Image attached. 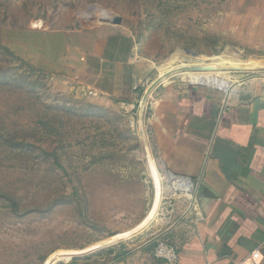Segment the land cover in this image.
<instances>
[{
    "label": "rangeland",
    "instance_id": "374dc122",
    "mask_svg": "<svg viewBox=\"0 0 264 264\" xmlns=\"http://www.w3.org/2000/svg\"><path fill=\"white\" fill-rule=\"evenodd\" d=\"M102 25L154 63L148 86L175 68L163 81L264 88V0H0V264L97 262L148 227L127 237L147 209V104L82 86L79 42Z\"/></svg>",
    "mask_w": 264,
    "mask_h": 264
},
{
    "label": "crops",
    "instance_id": "0c3cea01",
    "mask_svg": "<svg viewBox=\"0 0 264 264\" xmlns=\"http://www.w3.org/2000/svg\"><path fill=\"white\" fill-rule=\"evenodd\" d=\"M135 45L131 34L111 25L89 29L79 42L78 66L82 86L101 102L131 112L147 97L145 139L161 187L159 208L146 230L107 257L75 264H165L152 255L158 240L177 248L179 264H264V88L172 79L152 88L146 81L155 65ZM146 158L141 223L155 207Z\"/></svg>",
    "mask_w": 264,
    "mask_h": 264
},
{
    "label": "bare ground",
    "instance_id": "6f19581e",
    "mask_svg": "<svg viewBox=\"0 0 264 264\" xmlns=\"http://www.w3.org/2000/svg\"><path fill=\"white\" fill-rule=\"evenodd\" d=\"M104 18L106 19H109L110 20V16L109 15H105L103 16ZM223 67V66H222ZM161 69V68H160ZM178 71H182V70H176L175 68L166 72L165 74L162 75L161 73V77L165 80L167 79L169 76L171 77V74L173 73H176ZM178 74H176L177 76ZM180 75V74H179ZM183 76H185V78H188L190 82H205V85H208V86H214V87H219L221 89H228L229 88V80H224V78L222 77H218V76H210V75H201V74H191V73H186V74H183ZM230 77V76H229ZM236 78V77H235ZM169 178V176H168ZM182 180V179H181ZM184 185V184H183ZM188 188L187 186L184 185V188L183 189H186ZM159 198H157V195L155 197V203H156V206H157V203L159 202L158 201ZM155 210V209H154ZM156 212V211H155ZM153 215H154V212L150 213L149 215V218L148 219H151L153 218ZM147 220H145L142 225H140V228L141 229L143 227V225H145L147 223ZM138 229V230H139Z\"/></svg>",
    "mask_w": 264,
    "mask_h": 264
},
{
    "label": "built area",
    "instance_id": "2783aa9c",
    "mask_svg": "<svg viewBox=\"0 0 264 264\" xmlns=\"http://www.w3.org/2000/svg\"><path fill=\"white\" fill-rule=\"evenodd\" d=\"M190 83H193V82H190ZM182 182H186V181H182ZM189 188L190 187H188L187 190H184V191L190 190ZM152 255L155 259L161 260L165 264H179L178 262L179 253H178L177 248L164 241H159V240L155 241Z\"/></svg>",
    "mask_w": 264,
    "mask_h": 264
},
{
    "label": "water",
    "instance_id": "95a60500",
    "mask_svg": "<svg viewBox=\"0 0 264 264\" xmlns=\"http://www.w3.org/2000/svg\"><path fill=\"white\" fill-rule=\"evenodd\" d=\"M109 23L112 24V25H118V24L121 23V19H120V17H118V16H113V17H111V19L109 20ZM163 80H164V79H163L161 76H159L158 79H156L155 82L152 83V86H151V87H152V88L155 87L157 83H161ZM145 102H146V96L143 97V99L141 100V103H140V116H142V113H143V110H144V106H143V105L145 104ZM147 152H148V151H147ZM146 155H147L148 165L150 166L151 176H152V178H153V177H154L155 166H154V164H153L152 156H151L150 152L146 153ZM155 188H156V189H155L156 191H157V189L161 188V187H160V184H159V183H156ZM160 197H161V193H160V194L157 193V198H159V203H160ZM158 207H159V204H158ZM157 209H158V208H157ZM156 212H157V211H156ZM155 214H156V213H155ZM153 218H154V217H153ZM153 218L148 219L147 223H146L145 225H143V227H142L141 229L137 230L136 232L130 234V235L127 236V237L133 236V235L137 234L138 232L144 230V229L147 227V225L150 224V222L152 221ZM105 244H106V243H104V245H105ZM104 245H103V246H104ZM70 264H72V263H70Z\"/></svg>",
    "mask_w": 264,
    "mask_h": 264
}]
</instances>
